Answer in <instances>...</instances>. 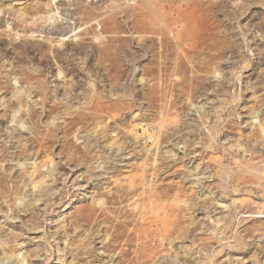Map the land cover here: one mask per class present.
<instances>
[{"label": "rangeland", "instance_id": "obj_1", "mask_svg": "<svg viewBox=\"0 0 264 264\" xmlns=\"http://www.w3.org/2000/svg\"><path fill=\"white\" fill-rule=\"evenodd\" d=\"M0 264H264V0H0Z\"/></svg>", "mask_w": 264, "mask_h": 264}, {"label": "bare ground", "instance_id": "obj_2", "mask_svg": "<svg viewBox=\"0 0 264 264\" xmlns=\"http://www.w3.org/2000/svg\"><path fill=\"white\" fill-rule=\"evenodd\" d=\"M51 1H55V0H51ZM54 14H55V13L51 14V15H50V18H47V20H46V21H48V20H52V19H53V17H54ZM55 16H56V15H55Z\"/></svg>", "mask_w": 264, "mask_h": 264}]
</instances>
